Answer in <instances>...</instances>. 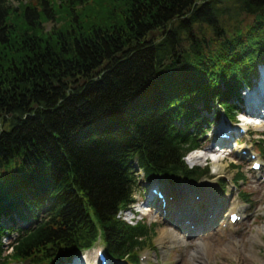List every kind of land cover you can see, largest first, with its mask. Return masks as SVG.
<instances>
[{"label":"trees","instance_id":"16d2710c","mask_svg":"<svg viewBox=\"0 0 264 264\" xmlns=\"http://www.w3.org/2000/svg\"><path fill=\"white\" fill-rule=\"evenodd\" d=\"M226 14L251 21L229 29ZM259 62L264 0H0V215L50 206L3 264H50L98 235L120 256L145 243L115 217L134 161L185 171L184 100L226 102Z\"/></svg>","mask_w":264,"mask_h":264},{"label":"rangeland","instance_id":"374dc122","mask_svg":"<svg viewBox=\"0 0 264 264\" xmlns=\"http://www.w3.org/2000/svg\"><path fill=\"white\" fill-rule=\"evenodd\" d=\"M12 3L16 4V1H13ZM226 19L228 20V23L225 21ZM250 21V16L230 14L229 17V15L226 14L224 15L222 22H224V26H228L229 29L234 30L238 29V27H242L240 30L245 31ZM53 22L54 21L52 20L49 23L45 22V31L53 25ZM222 30L224 31L223 28ZM200 32L205 33L208 38L214 37L213 33L206 26L201 27ZM213 47L214 46H211V48ZM1 127L0 124V131L2 130ZM251 129L257 132L264 131V119L261 127L252 126ZM191 158L196 160L193 161ZM231 160V157L218 161L210 160V166L218 173H227L229 172L228 166ZM207 161L209 160H206L204 156L202 158H195V153H191L187 159L189 165L197 163L203 166L204 162ZM243 170H245V174L249 170L245 164H243ZM247 178L248 180L244 184V188L253 195V204L257 205V214L260 216V214L262 215L264 212V184L260 183L258 178L254 177V175L249 172ZM149 208L150 210L143 217L147 222L156 223L154 229L155 241L161 240V233L164 228H173L175 231L179 232V230L174 228L173 225H167L161 215H159L155 206ZM257 217L256 219L251 218L242 227L235 226L230 228L223 237L210 235L190 241L186 240L185 242H182L179 240L177 243H172L171 249L174 248L176 250L169 254L168 259H166V262L163 264H264V216H260L262 220H259ZM167 238L168 236H166L165 239ZM238 242L241 245V251L239 253L237 251L233 252L232 248H236Z\"/></svg>","mask_w":264,"mask_h":264},{"label":"bare ground","instance_id":"6f19581e","mask_svg":"<svg viewBox=\"0 0 264 264\" xmlns=\"http://www.w3.org/2000/svg\"><path fill=\"white\" fill-rule=\"evenodd\" d=\"M198 157H200L201 156V154L200 155H197ZM164 233L166 234V235H170V236H174L173 234H172V232H170V231H168V230H165L164 231ZM179 238V237H178ZM204 244H207V243H204ZM241 245L239 244V242H238V244H237V246H236V248H232V250H233V252H235V251H237L238 253L241 251V247H240Z\"/></svg>","mask_w":264,"mask_h":264}]
</instances>
